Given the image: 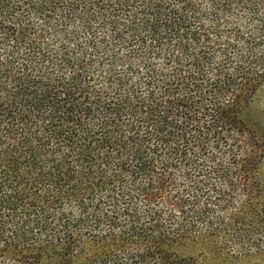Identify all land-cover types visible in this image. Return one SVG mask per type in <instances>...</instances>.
I'll use <instances>...</instances> for the list:
<instances>
[{
	"label": "trees",
	"instance_id": "obj_1",
	"mask_svg": "<svg viewBox=\"0 0 264 264\" xmlns=\"http://www.w3.org/2000/svg\"><path fill=\"white\" fill-rule=\"evenodd\" d=\"M0 264H264V0H0Z\"/></svg>",
	"mask_w": 264,
	"mask_h": 264
}]
</instances>
